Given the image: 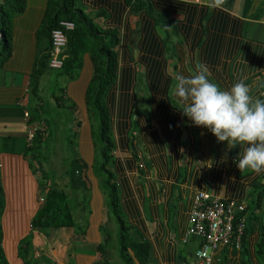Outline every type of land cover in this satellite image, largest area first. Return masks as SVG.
Segmentation results:
<instances>
[{"label":"trees","instance_id":"16d2710c","mask_svg":"<svg viewBox=\"0 0 264 264\" xmlns=\"http://www.w3.org/2000/svg\"><path fill=\"white\" fill-rule=\"evenodd\" d=\"M124 12L126 19L133 12L138 22L134 58L128 55L130 51L125 45L128 28L126 23L120 22ZM62 20L72 22L73 27L65 32L61 66L51 69L47 65L50 31L62 28L58 24ZM241 29L243 25H240V21L228 12L185 0H0V68L11 58L14 45L22 40L28 41L27 37L32 31L36 41L32 66L26 75L25 92V120L35 130L31 140L25 141L22 157L36 162L37 170L34 168L33 173L41 174L37 182L38 188L44 192L40 200L41 206L30 219V231L19 239L16 247L17 256L23 264H35L37 260L34 257L27 258L28 253L35 249L32 230L44 232L51 227L77 229L78 223L72 216L70 202L76 206L85 204L87 196L84 193L89 189L85 174L87 164L76 154L63 162L64 170L61 175L66 178L63 185H57L53 175L52 180L49 179L47 172L42 169L41 164L47 160L46 142L52 140V136L49 129H46V124L36 117L42 116L41 111H38L39 114L33 112L37 111L38 106L35 102H29L30 99H36L41 89V76L55 71L53 78L49 77L55 84L58 77L65 82L73 80L82 67L83 56H88L91 71L84 88L83 102L93 148L90 168L105 197L107 222L115 221L118 259L121 264H134L133 261L146 264L149 243L143 239L135 240L130 234L132 226L125 220L120 208L119 191L112 167L115 161L112 150L118 142L114 136H120L118 144L123 146L138 131L133 108V88L137 72L135 64L140 67L144 85L148 88L152 102L156 104V112L153 113L161 121L174 118L178 111H182L179 109L182 106L177 103L178 98L168 91L172 78L167 70L168 51L176 60V64L172 66L175 76L190 75L180 65L183 60L188 63L194 60L195 65L204 64L208 68L209 80L217 83L221 89L227 90L242 79L250 86L251 95L264 99V44L245 38L241 35ZM173 37L176 38L178 47H175L174 42L169 46ZM57 86L54 88L60 92H51L54 105L57 109L69 110L76 120L75 131L64 140L66 147L71 148L78 132L81 114L76 104L66 97L64 87ZM154 95L156 97L153 99ZM35 117L37 121L33 122ZM54 126L55 133L57 127L55 124ZM127 132L129 133L125 136ZM254 185L259 186L255 193L257 203L264 197V186L258 183ZM73 191H80L81 195L75 196ZM2 208L3 190L0 184V216ZM244 214L243 206L237 216ZM19 225L20 231V221ZM9 226L10 222L5 230L14 236L6 235V247L19 234L11 231ZM247 228L245 223L240 245ZM104 232V242L95 245V252L102 253L110 240L111 236L105 228ZM1 240L0 226V264H7ZM255 249L257 255L263 258L264 224L260 226ZM241 260L246 264L245 256Z\"/></svg>","mask_w":264,"mask_h":264},{"label":"crops","instance_id":"0c3cea01","mask_svg":"<svg viewBox=\"0 0 264 264\" xmlns=\"http://www.w3.org/2000/svg\"><path fill=\"white\" fill-rule=\"evenodd\" d=\"M185 1L208 6L211 3V0ZM218 8L240 21V25H243L241 35L264 44V0H224ZM120 22L126 23L128 28L125 45L130 51L128 55L131 56L138 38L137 18L130 12L126 19L124 12ZM27 38L28 41L22 40L14 45L11 58L0 68V140L2 144L8 145L6 151L0 153V179L9 178L11 190L6 193L1 186L7 206L1 214V220L3 225L5 219L10 217L9 229L19 232L9 247H6L4 241L8 253L14 254L12 257L14 264H23L16 254V247L19 239L30 231V219L41 206L39 198L44 192L38 188L36 177L30 172L26 159L22 157L27 141L25 132L29 126L24 120L26 111H21L20 107L26 103V75L32 66L35 52L36 41L33 31ZM174 44L178 47L177 42ZM129 46H133V49ZM180 67L185 68L188 74L196 71L194 60L190 63L183 60ZM136 70H139L138 66ZM90 71L91 64L85 55L77 78L68 82L66 86V96L76 104L80 114L84 113L83 117L81 114L79 121L76 155L87 164L85 174L89 182V211L87 210L85 217H82L84 209H81V214L78 213L76 220L82 224V229L51 227L50 229H64L57 232L58 236L57 233L46 234L37 229L31 231L33 247L38 249L39 255L50 258L49 264H115L112 260H115V255L117 257L114 238L116 229L113 230L112 220L107 222L105 197L99 188L98 179L90 168L93 148L83 102L84 88ZM262 74L264 78V71ZM138 87L135 88L134 85L133 88V108L138 131L134 132L131 141H126L123 146L118 144L120 136H114L118 142L112 150L115 157L112 167L115 173L114 181L119 191L120 208L125 220L132 226L130 234L135 240L143 239L149 243L146 264H194L193 252L198 247L200 239L196 236H188L184 242L182 239L188 225L192 198L199 191L242 204L248 227L239 249L218 246L211 253L209 264H244L242 256L246 257V264H264V252L261 258L255 249L260 226L264 224V197L256 203L255 193L259 186L254 185L258 183L264 186V172L260 174L249 170L240 172L235 161L242 147L238 145L229 148L227 141L218 142L208 128L196 126L182 111H178L174 118H166L164 121L158 119L153 113L156 112V104L152 102L148 88ZM174 90L175 88L170 94L174 93ZM155 97L154 95L153 99ZM136 98H140L138 106ZM177 103L180 104L179 98ZM82 125H86L88 129L85 131L86 126L83 129ZM86 134L92 148L89 161L85 158L88 148ZM21 136L24 139L21 151H11L15 149L13 147L15 138ZM3 182L6 183L7 180ZM5 188L9 190L7 183ZM10 194L13 208L8 206ZM7 214L10 215L6 216ZM19 221L22 224L20 231ZM4 225L6 228L7 224ZM103 227L109 232L110 239H115V243L109 241L102 253H99L95 252V245L104 242ZM6 235L11 237L13 234L7 232ZM72 235L74 237H71ZM63 236L78 242V245L69 249L71 251L67 254L59 249V240ZM53 242L56 243L52 244ZM112 253L113 255L115 253L114 259ZM129 254L132 256L130 251ZM132 258L134 260L133 256ZM117 260L120 261L118 257ZM133 263L138 264L135 261Z\"/></svg>","mask_w":264,"mask_h":264},{"label":"clouds","instance_id":"9594fccd","mask_svg":"<svg viewBox=\"0 0 264 264\" xmlns=\"http://www.w3.org/2000/svg\"><path fill=\"white\" fill-rule=\"evenodd\" d=\"M223 3L211 0L209 6ZM175 80L174 95L182 113L196 126L208 128L218 142L227 141L229 148L242 147L235 161L240 172H264V99L251 95L250 86L242 79L227 90L221 89L209 80L204 64H197L188 76L177 74Z\"/></svg>","mask_w":264,"mask_h":264},{"label":"rangeland","instance_id":"374dc122","mask_svg":"<svg viewBox=\"0 0 264 264\" xmlns=\"http://www.w3.org/2000/svg\"><path fill=\"white\" fill-rule=\"evenodd\" d=\"M175 39H176L175 37L172 38V41L169 44L170 47H171V44L173 42H175ZM129 47L133 49V46H129ZM134 54H135V49H133V51L131 52V55H132L131 57L132 58H134ZM166 56H167L168 63H169L168 72H170V74L172 76V78L170 80V83H169V87H168L169 90H170V93H171V92H173V89L175 88V84H176V80H175L176 76H175V73L173 72V67H172L173 64H176V60H175L174 57H172L170 55L169 51L166 53ZM135 66L137 67L136 64H135ZM54 73H55V71L46 72L44 75L41 76V78H40V86H39L41 89L38 92L39 95L37 94L36 99L35 100H31L30 99L29 102H31V104L33 102H35V105L38 106V109H36L37 111H33V112H35L37 114L38 111H41L42 116L41 117L36 116V117L39 118V120H42V122L46 124V126H47L46 129L47 130L49 129V133L52 136V140H48L46 142V144L48 146V150H45V152H47V160H46L45 163L41 164L42 165V169L47 172V174L49 176V179H51V177L53 175L52 178L55 180V183L57 185H63L65 183V181H66V178L62 177V175H61L63 170H64L63 162H65L66 159H68L70 156H72V155L75 156V154H77L78 150H76V141H77V143H79V139L77 138V135H76V137L73 138V144L71 145V148H69V147L67 148L66 147L64 140L67 137H69V135H71L73 133V131H75L74 130V126H75V121L76 120L73 119V115L71 114V112L69 110H67L65 108H59V109L56 108V106L54 105V102L52 101L51 92L54 91V90H55V93H57V91L60 92L59 90H57V88H54V86L58 87L57 85H59V86L61 85L62 87H64L65 95H66L67 83L72 81V80H69V81L65 82V81H63L64 79L58 77L56 79L57 83L55 84L52 79L49 80V77L53 78V74ZM87 73H88V69H87ZM140 73H142V71H141V69L139 67V70H137V72H136L135 88H137L140 85L143 88H146L145 85H142L144 83V81H143L142 75ZM76 78L74 77L73 80H75ZM141 86L138 87V88H141ZM138 94H139V92H138ZM144 100H145V98H144ZM26 101H27V99H26ZM136 103H137V106H138L139 103H140V98H136ZM20 110L21 111L27 110V108L25 107V105H23V106L20 107ZM81 112H83V106H81ZM81 114H82V117H83L84 113H81ZM36 117L34 118L33 122L37 121ZM25 119L26 118H24V120ZM54 124L57 127V130H56L55 133L53 132V130L55 128ZM85 126L86 125H82L83 129H85ZM87 129H88V127L86 126L85 131ZM86 137H87V140H88V148L86 149L85 158H86L87 161H89L92 148L90 146V142H89L87 134H86ZM23 141H24V139L22 138V136L20 138H18V139L16 137L15 141H14V145H13V147L16 150L12 149L11 151H16V152L21 151L20 149L23 146ZM7 148H8V145L2 144V142L0 140V153L2 151L5 152ZM26 161L30 165V172L33 173V169L34 168L37 170L36 162L31 161L27 157H26ZM33 175L36 177L37 180L38 179L40 180V176H41L40 173H36V174L33 173ZM5 180H7L6 183H7V187H8L9 190H6V188H5V184L6 183L3 182ZM0 184L5 189L6 193L8 191H11L10 190L9 178H7V179H3L2 178V180L0 179ZM73 192H75L74 193L75 196L79 197L80 191H73ZM84 194L87 196L85 204L83 203L80 206H76L74 204L72 205V203L70 202V208L72 210V216H73L75 221L78 218L77 217L78 213L81 214V209L82 208L85 210L84 212H82V217H85V215L88 213L87 210H88L89 191H85ZM3 195H4V191H3ZM3 199H4V205H3V208H2L1 214L4 212V208L7 207V206H5V201H6L5 195H4ZM36 200H37V198H36ZM12 201H13L12 195L10 194L9 195L8 206L9 207L11 206L13 208V205L11 203ZM9 215L10 214H7L6 216H9ZM1 217L2 216H0V226H1V229H2L1 247H2V250L4 252V256L6 258L7 264H11V263H13L12 257H14V254L8 253V251H7V249H6L5 245H4V241H6L5 238H6V233H7L6 230H5L4 223H6V224L9 223L11 218L8 217L7 219H5V221L3 222V225H2ZM114 222L115 221L112 220V226L114 228L113 230L116 229V225H115ZM76 223H78V227L77 228L80 229L82 224L80 222H77V221H76ZM62 230H64V229H62V228L61 229H50L49 228V229L45 230L44 232L46 234L47 233L51 234V233L60 232ZM58 235H59V233H57L56 236H58ZM68 235H70V233H68ZM71 237H74V236L72 235ZM32 238H33V236H32ZM109 241L111 243L112 242L115 243V239L111 238ZM55 243L56 242H53L52 244H55ZM59 243H60L59 244L60 251L66 253V254L71 251V250L69 251V249H73L74 246L78 245L77 241L74 242L70 238L68 239V238H66L64 236L62 237V239L59 240ZM32 244H33V239H32ZM50 246H53V245L50 244ZM34 248H35V246H34ZM38 248H39V246H38ZM41 250H42V248H41ZM16 254H17V249H16ZM43 255H45V254H43ZM114 255H115V253H114ZM114 255L112 253V257H113L112 259H114ZM32 257L37 259L35 261V264H49V262H50L49 261L50 258L46 257V255L42 256L41 254L40 255L38 254V249H34V250H32V252L28 253L27 258L32 259ZM112 261H115V264H121V262L117 260L116 255H115V260H112Z\"/></svg>","mask_w":264,"mask_h":264},{"label":"built area","instance_id":"2783aa9c","mask_svg":"<svg viewBox=\"0 0 264 264\" xmlns=\"http://www.w3.org/2000/svg\"><path fill=\"white\" fill-rule=\"evenodd\" d=\"M58 24L62 28H54L50 31L47 65L51 69H58L61 66L63 59L61 50L66 42L65 32L73 27L70 21L62 20ZM34 130V127L26 129L27 141L31 140ZM241 210H243L242 204L233 200H222L201 191L194 194L188 214V225L182 239V242L188 236H196L200 239V244L193 252L194 264H209L211 253L218 246L240 248L242 230L245 224V215L237 216Z\"/></svg>","mask_w":264,"mask_h":264}]
</instances>
